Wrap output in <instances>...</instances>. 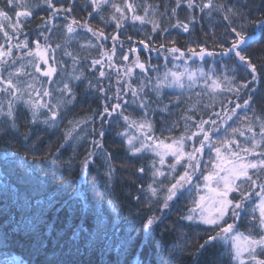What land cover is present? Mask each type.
Masks as SVG:
<instances>
[{"label": "snow or ice", "instance_id": "6c2138e0", "mask_svg": "<svg viewBox=\"0 0 264 264\" xmlns=\"http://www.w3.org/2000/svg\"><path fill=\"white\" fill-rule=\"evenodd\" d=\"M173 4L160 12L159 6L149 0H140L139 3L137 0H85L79 7L82 12H87V18L80 20L73 15L75 0H0V36L3 38L0 42V132L8 135L9 129L18 130V119L23 115L19 112L21 105L28 110L32 124L41 115L45 117L44 124H55L61 109L76 99L73 82L85 79L81 65L88 57L70 49L81 32L90 34L79 48L97 52L90 59L89 70L98 72V76L95 83L88 81L89 88L104 98L102 111L96 115L102 125L109 122L106 117L114 114L124 121L125 130L118 135L125 138L127 151L132 157L151 152L157 158L148 166L151 182L146 188L140 186V192L150 201L157 202L161 212V216L142 217L146 233L151 235L150 230L163 223L165 210L176 201L191 199V207L180 216V220L187 221L189 227L203 225L215 232L199 246L198 254H202L206 245L219 242L231 264H264V94L251 87L258 81L264 83V63L258 66L251 56L244 54L242 45L246 36L238 30L235 22L245 17L238 7L230 6L224 0H173ZM182 7L190 12L184 21L177 18ZM37 9L46 11L47 16L40 17L42 23L36 25V38L30 39L32 31H25V25L35 18ZM106 11L107 17L104 15ZM197 12L204 15L198 16ZM213 14L227 21L225 31L229 35L217 41L221 49L219 53L209 51L206 41L201 43L199 40L190 42L184 50L177 47L175 41L170 42L171 46L168 43H161L158 48L152 46L161 34L169 31L162 27V18L167 17L169 21L175 18L171 27L191 34L197 23ZM58 18L63 19L62 25H57ZM93 19H97L102 27L94 28L90 23ZM129 21L131 25L137 22L141 26L151 25L152 34L141 39L128 35L122 40ZM112 25L114 34L109 36L105 27ZM57 27L63 43L52 42ZM200 30L204 31L202 24ZM214 35L213 32L208 38ZM229 36H232L231 43L226 47L223 41ZM109 39L111 48L105 44ZM125 43L129 45L127 52H124ZM118 46L121 55L117 60ZM141 46L149 53L163 54L166 64L169 57L173 61H184V69L174 65L176 70L166 67L161 74L159 65H152L150 59H140ZM58 52L60 59L57 58ZM129 54L135 55V59L127 64ZM230 54L238 61L232 75L218 76L212 70L186 66L193 57L203 60L205 56ZM64 57L72 62L70 73L66 70ZM136 69L140 70L143 79H133ZM112 72L116 75L117 88L114 96L109 97L111 88H105L104 81L108 80L111 85ZM153 72L157 73L155 77L151 75ZM198 79L203 81L204 88L195 94V101L188 98L190 106L182 116L185 126L180 135L171 137L176 128L173 125L167 129L168 137H157L153 120L149 118L151 104L161 103L164 88L191 89ZM149 93H155V101ZM258 94L259 100L256 99ZM128 96L131 104L142 113L141 119L125 114ZM217 97L220 98L218 105ZM110 99L115 103L109 104ZM170 103L179 107L185 101L177 96ZM163 110L168 111V105H164ZM69 123L73 124L72 121ZM104 135L101 130V139ZM71 136V132L67 133L65 140ZM24 139L27 141L28 136ZM93 143L96 148L103 147L99 141ZM206 151L207 160L204 159ZM106 155L110 157L111 153ZM91 156L89 153L83 161V169L88 168ZM113 171L109 169V177ZM137 171L143 176L145 167L141 166ZM135 199L139 201L141 196ZM242 215L248 218L245 232L239 231ZM45 227L50 225H42L29 234V243L35 244L37 251L45 250V244L54 240L56 250L61 253L56 264H92L91 260L85 259L87 248L81 255L80 247L73 240L60 234L49 238L43 230ZM192 264H199L198 256L193 257Z\"/></svg>", "mask_w": 264, "mask_h": 264}, {"label": "trees", "instance_id": "16d2710c", "mask_svg": "<svg viewBox=\"0 0 264 264\" xmlns=\"http://www.w3.org/2000/svg\"><path fill=\"white\" fill-rule=\"evenodd\" d=\"M149 2L158 5L160 12L174 6L173 0ZM224 2L238 7L245 17L244 20H236L235 26L246 36V42L242 45L244 54L251 56L259 66L264 63V0ZM84 3L85 0H75L73 15L80 20L87 18V12H82L79 7ZM104 15L107 17L108 11ZM189 15V10L182 7L178 10L177 18L184 21ZM197 15L204 14L197 12ZM41 16L46 17L47 12L37 9L35 18L25 25V31H32L30 39L36 38L35 29L36 25L42 23ZM162 19V27L169 31L154 41L152 46L156 48L161 43L171 46L170 42L175 41L176 46L184 50L190 42L199 40L201 43L206 41L209 51L219 53L221 49L217 41L229 35L225 31L227 21H223L217 14L205 16L202 22L195 25L191 34L171 27L175 18L171 21L167 17ZM56 23L59 26L64 21L58 18ZM90 23L94 28L102 27L97 19L90 20ZM201 24L204 31L200 30ZM114 30V25L105 27L109 36L114 34ZM213 32L215 35L209 39ZM123 33L122 40L128 35L141 39L152 34L151 25L141 26L138 22L131 25L129 21ZM89 38L90 34L81 32L70 49L88 57L81 65L85 79L73 82L76 99L61 109L60 118L55 124H44V115L32 124L28 110L21 105L19 112L23 115L19 116L18 130L9 129L8 135L0 132V264H56L61 253L56 250L54 240L50 244L46 243L43 251H37L36 245L29 243V234L42 225H50L43 229L49 238L60 234L73 240L80 247L81 255H84V248H87L89 251L85 259L91 260L92 264H192L194 256H198L199 264H231L224 246L219 242L206 245L202 254L197 253L199 246L215 232L203 225L197 227L193 224L189 227L187 221L180 220V216L186 214L191 207V199L181 198L170 209L165 210L163 223L154 226L150 230L151 235L144 230L145 221L142 217L153 214L161 216L160 205L145 198L140 192L141 185L146 188L151 182L148 166L157 158L151 152L132 157L127 151L125 138L118 135L125 130L124 121L114 114L106 117L109 122L102 125L100 117L96 115L102 111L104 98L101 93L89 88L88 81L95 83L98 76V72L89 70L90 59L97 52L95 49L79 48V44ZM2 39L0 36V42ZM231 39L232 36H229V39L223 41L226 47L230 46ZM52 42L63 43L59 27L52 35ZM105 44L111 48L112 41L109 39ZM128 47L125 43L124 52H127ZM138 54L142 61L150 59L152 65H159L161 74L166 67L173 70H176L174 65H179L180 70L185 67L184 61H173L171 57L166 64L163 54L158 55L155 51L149 53L142 46ZM120 55L118 46L117 60ZM129 56L130 59L134 57L133 54ZM57 58H61L59 52ZM63 59L67 60L66 57ZM236 64L238 61L230 54L207 56L203 62L188 60L186 66L189 69L212 70L216 75L223 76L232 75ZM65 67L70 73L72 62L67 60ZM151 75L155 77L157 73L153 72ZM137 78H144L139 69H136L133 79ZM104 86L111 88L108 95L113 97L117 88L114 72L111 73V85L105 80ZM45 87L48 85L45 84ZM52 87L55 88L56 85L53 84ZM251 87L260 89V94H264V83L258 81ZM203 88V81L198 79L191 89H163L161 103H153L149 108V118L153 120L157 137H168L167 129L173 125L176 128L171 137L180 135L185 126L182 116L190 106L188 98L192 97L195 101V94ZM260 94L257 95V100ZM149 95L153 101L156 100L155 93ZM177 96L185 101L179 107L170 103ZM127 99L129 103L125 107V114L141 119L142 113L131 104V97L128 96ZM219 99H216L217 105ZM108 103H115V100L110 99ZM164 105H168V111L163 110ZM189 127L194 130L191 124ZM101 130L105 133L102 139L99 136ZM69 132L72 136L65 140ZM25 136H28L27 141ZM94 141H99L103 147H94ZM89 153H92L91 161L85 170L83 161ZM107 153H111V156L106 155ZM141 166L145 167L143 176L137 171ZM110 168L114 169L111 177L108 175ZM138 195L141 196L139 201L135 199ZM247 223V216L242 215L241 232L247 230Z\"/></svg>", "mask_w": 264, "mask_h": 264}, {"label": "rangeland", "instance_id": "374dc122", "mask_svg": "<svg viewBox=\"0 0 264 264\" xmlns=\"http://www.w3.org/2000/svg\"><path fill=\"white\" fill-rule=\"evenodd\" d=\"M206 57H207V56H206ZM134 59H135V55H134V57H133L132 59H129L128 64H130L131 61L134 60ZM140 59H141V58H140ZM197 59H198V58L193 57L191 60H194V61L199 62ZM189 61H190V60H189ZM229 123H231V122H229ZM168 159H169V158H168ZM204 159H205V160L208 159V153H207V151H206V153H205ZM248 211H249V213L251 212V207H249ZM229 222H231V221H229ZM239 231H240V223H239Z\"/></svg>", "mask_w": 264, "mask_h": 264}, {"label": "water", "instance_id": "95a60500", "mask_svg": "<svg viewBox=\"0 0 264 264\" xmlns=\"http://www.w3.org/2000/svg\"><path fill=\"white\" fill-rule=\"evenodd\" d=\"M206 56L204 57L203 60L197 59L199 62H203L205 60Z\"/></svg>", "mask_w": 264, "mask_h": 264}]
</instances>
